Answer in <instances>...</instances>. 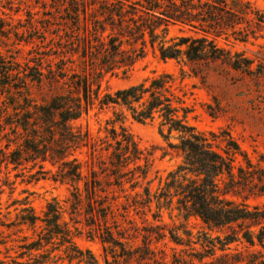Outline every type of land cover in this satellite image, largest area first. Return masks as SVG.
<instances>
[{
  "label": "trees",
  "instance_id": "16d2710c",
  "mask_svg": "<svg viewBox=\"0 0 264 264\" xmlns=\"http://www.w3.org/2000/svg\"><path fill=\"white\" fill-rule=\"evenodd\" d=\"M54 8L48 13V29L34 28L40 45L29 52L32 57L25 64L0 54V91L11 94L10 105H0V136L5 141L0 174L3 166L17 170L31 164L30 171L38 167L32 177L50 175L67 184L70 195L63 203L49 202L43 216L31 207L21 212L20 225L35 233L40 229L38 239L26 236L20 246L19 257L34 262L0 257V264H48L51 254L33 253L49 245H57L55 250L65 247L70 261L100 264L91 251L77 246L75 238L83 235L103 243L105 264H264V205L252 207L245 201L264 194V156L254 162L230 135L222 148L218 135L190 125L192 109L175 93L172 74L106 94L99 104L101 109L124 108L140 123L160 118L170 133L179 135V143L170 146L182 153L183 163L154 198L158 208L163 200L171 206L177 198L181 215L204 223L208 232L197 239L184 231L186 243L177 233L180 229L171 231L172 240L191 246V252H174L168 260L159 256L148 236L142 245L127 241L131 235L120 218L152 198L147 189L146 197L127 194L125 186L135 189L148 162L140 165L143 152L123 127L122 133L113 128L108 140L95 139L76 125L100 98L104 75L128 73L149 51L162 60L177 61L184 76L186 67L203 82L218 67L262 77L264 63L255 70L253 60L219 47L217 39L264 38V13L249 0H56ZM5 24L0 14V35L8 37ZM171 26L192 34L169 39ZM34 83L48 91L42 103L31 97ZM18 96H24L23 103ZM7 184L0 185V196ZM119 193H125L124 203H119ZM0 226L5 224L0 221Z\"/></svg>",
  "mask_w": 264,
  "mask_h": 264
},
{
  "label": "rangeland",
  "instance_id": "374dc122",
  "mask_svg": "<svg viewBox=\"0 0 264 264\" xmlns=\"http://www.w3.org/2000/svg\"><path fill=\"white\" fill-rule=\"evenodd\" d=\"M249 1L264 13V0ZM55 2L56 0H0V14L7 21L5 28L8 30V37L0 35V54L8 59L15 57L25 64L32 57L29 52L40 45V40L36 38L33 30L36 28L44 32L48 29L49 23L46 21L51 17L48 13L55 11ZM182 29L180 26H171L168 38L192 34ZM31 38L33 40L30 41L33 42L28 43V39ZM217 44L232 54L242 53L246 58L253 60L255 70L261 62L264 63V38L241 42L233 37H220L217 39ZM182 67L183 65L175 60H162L157 54L149 51L128 73L118 71L104 75L101 81L100 98L76 122L77 126L88 131L95 139L108 137V140H111V130L115 128L118 133H122L123 127L137 142L143 152L140 165L144 166L146 161L148 162L146 175L139 178V183L134 190L131 184H126L125 189L127 194L135 196L139 193L144 197H146L147 189L152 202L138 209L131 207L126 218H120V220L131 235V240H127L131 245H142L144 236H148L159 256L165 255L168 260L172 259L174 252H191V246L178 245L172 240L173 229H180L177 233L184 238L185 243L188 241V237L184 234L186 230L192 233L195 239L202 232H208L200 218L186 219L180 214L177 210V198L171 206L165 205L163 200L160 208L154 198L164 187L169 174L183 163L182 153L170 146L179 143V135L175 132L170 133L168 126L163 125L160 118L140 123L134 120L130 112L124 108L101 109L100 99L106 94H115L152 78L172 74L175 79V93L182 97L186 106L192 109L189 117L190 125L207 135L210 133L218 135L222 148L226 146L225 140L230 135L254 162H258L264 156V75L258 78L249 77L218 67L210 70L207 82H203L192 75L186 67L187 75L184 76ZM31 88L33 100L36 103L44 102L48 96L47 89H41L35 83L31 84ZM6 91L4 93L0 91V105H10L8 102L10 103L11 94ZM23 97H19L20 103H23ZM117 115L121 116L118 118ZM117 119L120 120L117 121ZM4 146L5 141H1L0 149ZM237 159L242 161L243 157L238 155ZM31 166L28 164L25 166L26 169L20 167L17 170H14L12 166L8 169L3 166L0 174V185L5 181L8 182L2 187L4 192L0 196V221L5 224L0 226V232H2L0 257L9 262L12 259L23 263L34 262V259L31 260L30 257H19L23 251L20 246L25 243L26 236L38 239L37 234L40 229L37 227L35 233L30 226L20 225L21 212L31 207L37 215L43 216L49 202L58 200L63 203L70 195L69 186L54 181L50 175L46 178L32 177L38 171V167L30 171ZM46 169L54 170L50 164H46ZM119 194L121 196L119 203H124L125 193ZM244 196L245 194L237 200L244 201ZM245 201L252 207L262 206L264 194L251 195ZM12 223L14 226L8 227ZM211 235L215 236L216 233ZM75 242L80 249L91 251L100 264H105L104 245L98 238L92 239L83 235L75 238ZM55 247L57 245L46 246L34 252L33 255L51 254L48 264H79L77 260L70 261L66 257L65 247L57 248V250ZM193 247L201 250L200 246Z\"/></svg>",
  "mask_w": 264,
  "mask_h": 264
}]
</instances>
